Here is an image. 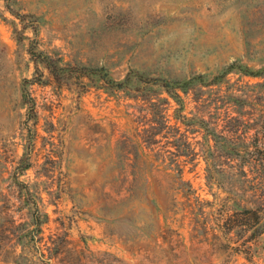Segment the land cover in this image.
Listing matches in <instances>:
<instances>
[{
    "label": "rangeland",
    "instance_id": "obj_1",
    "mask_svg": "<svg viewBox=\"0 0 264 264\" xmlns=\"http://www.w3.org/2000/svg\"><path fill=\"white\" fill-rule=\"evenodd\" d=\"M32 49L118 81L136 73L185 81L233 64L264 70V0H0V264L20 253L12 221L30 222L17 178L48 216L38 243L53 253L48 264H264V234L248 260L233 250L243 236L219 239L211 221L241 184L240 167L264 185V74L234 71L225 84L181 93L178 113L159 87L115 90L72 71L56 79ZM240 98L249 101L243 108ZM242 111L244 157L209 154L197 123L179 118H203L221 133ZM27 152L31 168L19 176ZM178 170L197 199L196 222L171 187Z\"/></svg>",
    "mask_w": 264,
    "mask_h": 264
},
{
    "label": "trees",
    "instance_id": "obj_2",
    "mask_svg": "<svg viewBox=\"0 0 264 264\" xmlns=\"http://www.w3.org/2000/svg\"><path fill=\"white\" fill-rule=\"evenodd\" d=\"M12 14L19 16L18 13H14L12 9H9ZM33 60L37 64L41 63L50 72V74L56 79H62L63 76L68 72H78L81 77H96L103 82L105 88H111L115 90L126 91L133 84L145 85L147 87H159L161 88L170 99H172L177 105H179L178 113L184 110L185 101L183 94H188L192 90L197 88H208L212 86H220L228 82V76L237 71L243 76L258 78L264 74V70L254 71L250 67L245 65L233 64L227 69L222 70L216 75H198L192 77L185 81L179 80H168L163 78H146L140 74L128 75L124 81L115 80L111 77L109 71L105 68H87V67H64L62 66L61 60L54 59L51 55L43 51H30ZM22 98L23 103L29 107L31 114L35 113V101L32 95L23 84L22 88ZM240 108L245 107L248 104V100L237 99ZM242 115V116H240ZM245 113L244 111L239 113V117H229L228 124L224 127V130L219 133L216 128L210 127V124L203 118L198 119H188L185 116L179 117L183 118V124L187 127L190 126L191 122H195L198 125L200 132L203 134L204 146L207 147V152L214 155L212 149L223 153L225 157L231 158L235 155H241L244 157L250 151L247 143L248 131L242 129L241 126L245 124ZM241 118V119H240ZM258 138V137H257ZM259 142L256 146H261V139L258 138ZM242 148L245 151L242 154ZM208 161V160H207ZM263 161V159H262ZM210 162V161H208ZM259 160L251 159L249 161V167L255 170H260L261 165ZM245 166L240 167L238 177L241 180L240 185H235L232 191L227 192L228 195L225 199L221 200L217 215L209 213V217L215 216L212 219L213 230L221 233L219 237L217 234L213 236L217 238H227L230 234L238 239L240 235L243 236V241L238 243L234 247V251L237 254H243L248 260L251 259L250 251L252 250L253 243L264 234V185L261 182L252 183L248 179V172ZM210 167V163H209ZM31 168V163L29 161V153L27 152L21 159L20 165L18 167V175H23L27 170ZM207 172L210 174L211 170L208 168ZM173 179V184L171 187L182 193L185 198L183 205L186 206L188 214L191 216L192 221H197V207L195 201L197 200L195 195H192L193 189L189 182L183 179L182 171L178 170L177 173L171 174ZM212 178V177H211ZM210 181V176L209 179ZM250 184V185H249ZM15 185L20 192V196L24 198V206L29 210L30 222L20 225H16V221H12V227L15 231L12 232L16 240L17 248H20V253L16 255L13 259L14 264H33L37 261L44 264H48L53 253H49V257L42 251L38 246L40 242V235L43 233V225L48 222V216L43 214L38 206L36 200V194L31 190V188L21 181L19 178L15 180ZM224 190L222 187H219ZM253 192V198L248 199L247 194L250 190ZM217 197V196H216ZM220 200V198H219ZM210 207H213V203H209ZM213 212V211H212ZM216 214V213H215ZM166 223L169 222V217L166 213L164 215ZM208 223L205 224V228ZM170 227V225L168 226ZM208 228V227H207ZM206 231V229H205ZM16 252V249H15Z\"/></svg>",
    "mask_w": 264,
    "mask_h": 264
}]
</instances>
